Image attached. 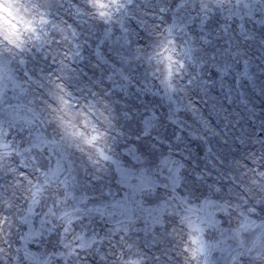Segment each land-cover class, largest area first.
<instances>
[{"label":"clouds","instance_id":"obj_1","mask_svg":"<svg viewBox=\"0 0 264 264\" xmlns=\"http://www.w3.org/2000/svg\"><path fill=\"white\" fill-rule=\"evenodd\" d=\"M100 2L106 7H95L93 0H0V53L3 54L0 60L6 65L4 74L0 76V126L4 131L13 130L15 135L12 138L17 142L23 141L24 146L35 134L52 142L47 151H34L31 154L41 171L58 168L55 183L44 194L37 217L47 215L48 210L59 203L57 213L67 211L76 217H83L82 228H89L96 222L88 212L90 209L106 207L115 215L125 203L137 204L135 194L139 190L137 181L142 171L147 170L158 178L163 171L158 163L163 153H156L153 159L151 154L140 150L139 142L144 132L134 137L126 130L125 125L131 121L132 115L124 110L126 105L112 97V92L124 91L126 94L123 85H131L137 91L161 101L169 112L173 103L178 102L179 107L184 109L180 116L194 119L196 114L191 112V105L204 91L201 87L204 83L202 69L208 63L205 49L213 40L221 37V32L225 36L228 34L227 29L232 28L228 21L233 17H238L246 25H264V4H252L246 8L243 2L231 0L224 7L216 8L215 0H204L209 4L208 13L217 12L214 18L220 27L215 30L214 36L205 32L197 39L188 26L194 20H201V0H187L186 7L179 12L174 7L177 0H171L170 5L169 0H160V3L157 0ZM163 6L169 7L165 14L158 11ZM101 12L106 14L104 18H101ZM74 13L83 20V25L73 18ZM225 13L227 15L221 25L218 17ZM45 16L51 17V20H46ZM255 16H259V19L254 20ZM69 20L82 32L86 28L87 36L89 33H99L107 38L109 36L103 33L110 31L117 41L122 40L121 46L127 53L118 57L123 62L122 66L117 67L108 59L101 65L103 70L99 77L93 73L95 79L93 75L85 78L75 72H57L56 66L45 60L44 53L37 52L35 47L41 46V38L47 35L46 26L51 24L54 27V22L63 21L71 27ZM109 23L110 28L100 27ZM178 25H184L187 30ZM200 29L204 31L201 24ZM13 44H21L25 51L21 52ZM169 52L175 57L171 69L165 63V54ZM12 53H17L14 59ZM22 59L27 61L25 65L19 62ZM9 66L17 72L27 70L32 73L31 79L26 81L28 87L25 95H19L10 87L11 81L6 71ZM129 66L133 72L139 70V85L125 71ZM41 68L51 75L41 78L37 71ZM169 72L172 80L168 91L174 93V100L162 87ZM114 81L117 83L114 84ZM119 81H123V85ZM166 100L171 102L166 104ZM25 117L31 124L28 127L23 124L17 126ZM13 124L16 127L13 128ZM257 137L253 152L260 160V154L264 153V137ZM133 140L135 143L131 142ZM134 149L140 150L139 154ZM258 172L261 171L254 172L251 167L238 168L234 162L224 158L214 178L204 179L200 183H185L178 193L168 191L166 181L161 179L162 187L148 200L153 203L169 202L168 222L161 233V243L153 250L134 237L125 239L121 236L120 241L101 254L100 260L103 264H133L134 257H142L145 264H240L238 255L247 251L254 235L243 236L245 246L241 247L234 239V223L241 214H255L264 219V180ZM32 178L34 182L43 179L35 172ZM119 193H123V198ZM202 201L210 206L205 227L212 222L215 229L206 233L209 242L207 258L204 254H194L191 233L183 223V217L191 206L199 205ZM113 205H120L121 208H114ZM77 208L81 210L79 213L75 211ZM216 213H223L220 220L227 225L226 228L219 227L214 219ZM56 223L59 224V221ZM258 227L260 233H264V224ZM60 229L57 227L55 233L61 242L63 232ZM22 232V227L19 231H13L9 237L10 248L4 246L6 251L0 258L8 257V264L28 262L23 245L17 247ZM51 243L55 247L57 241L53 239ZM18 248L20 251H17ZM260 250L258 248L252 254L251 264H264V260L255 259Z\"/></svg>","mask_w":264,"mask_h":264},{"label":"rangeland","instance_id":"obj_2","mask_svg":"<svg viewBox=\"0 0 264 264\" xmlns=\"http://www.w3.org/2000/svg\"><path fill=\"white\" fill-rule=\"evenodd\" d=\"M226 15L225 13L218 17L221 25L224 23ZM216 16L215 10L207 14L203 32L200 31L201 20L199 21V19L194 20L192 25L188 26L190 27L189 31L193 35H197V39L205 32H210L214 36L215 30L220 27L215 21L214 17ZM44 18L51 20V17L48 16ZM73 18L77 23L83 25V20L76 17L75 13ZM256 19H259V16H255L254 20ZM54 23V27L49 24L45 28L47 35L41 38V51L44 55L49 56V62H52V56H56L58 62L63 61L67 64L65 73L75 72L85 78L95 73L99 77L103 70L101 65L108 59L117 67L122 66L123 62L118 57L127 53L121 46L122 40L117 41L112 32L103 33L109 36L107 38L99 33L95 35L89 33L87 36L86 28L82 32L76 24H72L71 20H69V24H72L71 27L63 21ZM248 23L252 22L248 21ZM228 24L232 25V28L227 29L228 34L225 36L221 32V37L213 40L212 44L205 49L208 53V63L202 69L204 83L201 84V87L204 91L195 98L196 103L191 105V112L196 114L194 119L180 116L184 109L179 107L178 102L173 103L172 111L169 112L161 101L144 92L137 91L131 85H123V81H119V83L126 88V94L124 91L112 92V97L126 105L124 110L132 115L131 121L125 125L126 130L134 137L140 136L144 132V137L139 142L140 150L145 154H151L153 159H155L156 153H163L158 160L163 170L159 178L147 170L139 174L140 178L137 181L139 190L135 194L138 203H125L115 215L106 207L95 208L101 209L104 214L92 212L90 215L95 217L96 222L89 228H82L81 219H76V215H73L74 222L71 224V231L65 242L71 244L74 235L77 234L89 243L95 241L93 247L80 252L79 257L67 256L68 249L63 247L60 237L56 233L49 235L45 232L42 237L39 236V217L34 218L32 225L33 231L37 232L36 242L21 241L17 247L23 245L24 250H31L35 256L41 259L47 260L51 257L49 264H75L76 261L79 264H98V262L103 264L100 260L101 254L106 253L112 244L120 241L121 236H124L125 239L129 236L134 237L139 243L147 244L149 248L155 250L156 245L161 243L160 236L168 222L169 202L157 201L153 203L148 200L152 199L162 187L161 179L166 181L168 191L175 194L185 183H200L204 179L214 178L217 169L223 164L224 158L234 162L235 166L241 169L254 167L257 171H264V161H260L259 167H257V164H252L250 159L256 145V136H258L257 138L264 137V44L261 43L264 40V25H246L238 17H233L228 21ZM242 25L244 31L248 35L254 36L255 39H244L241 35ZM100 27L102 29L110 28L111 23L100 25ZM178 27L187 30L184 25H178ZM95 30L94 28L93 31ZM73 32L75 36L72 35ZM212 36H209V39H212ZM55 41H59V43ZM109 41L113 43H109ZM49 44L51 48L48 47ZM238 48L244 53L243 59L240 56H233ZM65 53H67V59H65ZM174 59L172 53L165 54V63L168 69L172 68ZM110 61L108 62L110 63ZM225 70L227 74H225ZM4 71L0 72V76L4 74ZM6 71L11 81L10 87L19 95H25L28 85L27 77L23 75V71L17 72L12 66H9ZM125 71L135 84H140L139 70L133 72L129 66L125 68ZM29 74L32 75L31 72ZM96 76L93 75V79ZM171 80L169 72L162 85L164 91H168ZM101 83H103L102 80ZM113 83L115 84L117 81ZM163 94L162 91L161 95ZM168 95L172 96L173 100L175 99L173 92L168 91ZM169 102L171 101H165L166 104ZM117 107L119 108V105ZM191 112H189V116H191ZM26 121H28L27 117L20 120L17 126L23 124L28 127ZM9 133V139H11L15 133L13 130H9ZM131 142L135 143V140ZM50 147L51 145L48 146V149ZM140 150L134 149L137 154ZM53 170L58 171V168L54 167ZM118 195L123 198V193ZM190 209L185 213L189 219L183 220V223L191 233L190 239H199L203 243L205 246L204 255L207 258L209 242L206 239V233L208 230H215L210 224L205 227L210 206L202 201L199 205H192ZM221 215L223 213H216L214 219L218 221L219 227L226 228L227 225L220 220ZM245 217H247L250 227L247 232L242 233V237L254 235L257 244H260L258 238L261 237V233L258 226L264 224V219L258 218L255 214H241L233 225V231L236 232L240 229L241 224L245 222ZM194 227H199L203 231H193ZM23 231H28V226H24ZM53 239L57 241L55 247L51 243ZM197 247V244H193V251ZM144 251L147 252L148 249L145 248ZM44 253L47 255H43ZM60 253L65 255L62 259H57ZM158 255L159 253H157ZM8 260L9 258L5 257L0 260V264H5V262L8 264ZM133 264H145V261L142 257H134Z\"/></svg>","mask_w":264,"mask_h":264},{"label":"snow or ice","instance_id":"obj_3","mask_svg":"<svg viewBox=\"0 0 264 264\" xmlns=\"http://www.w3.org/2000/svg\"><path fill=\"white\" fill-rule=\"evenodd\" d=\"M231 0H215L216 8H222L226 3H230ZM243 2L246 8L251 7L252 4L261 5L264 4V0H238ZM94 6L103 9L106 7L105 4L101 3L100 0H93ZM157 3H160V0H157ZM187 0H177L174 7L176 11L179 12L181 9L186 7ZM171 0H169V5ZM202 8V18L201 25L203 26L206 23L205 17L209 12V4L205 3L204 0H201ZM159 13L165 14L169 11V7L163 6L158 9ZM105 13L101 12V18L105 17ZM47 21H45L46 23ZM174 27V26H173ZM171 31V28L169 29ZM226 34V30H225ZM75 36V33H72ZM241 35L245 40L255 39L254 36L248 35L244 31V26H241ZM39 39V37L37 38ZM67 39V37H65ZM59 43V41H55ZM11 43V42H9ZM264 44V40L261 41ZM13 47L18 48L21 52L25 51L21 44H13ZM51 48V45H48ZM35 50L41 52V46H36ZM79 55V53H76ZM3 54L0 53V56ZM17 53H12L13 59ZM65 59H67V53L64 54ZM233 56L243 57L244 53L238 48ZM45 60H49L48 55H43ZM171 59V57H168ZM51 63L56 66V71L59 73H64L68 65L63 61H57L56 56L51 57ZM22 65L27 63L26 60L19 61ZM247 63V61H245ZM6 65L3 60H0V72L5 69ZM39 75L41 78L51 75V73H45L44 70L38 69ZM27 80L31 79V75L27 70L23 73ZM62 99V98H61ZM15 119V118H14ZM28 125L31 124V121H26ZM12 127H16L15 124ZM23 131V129H21ZM9 131H4L2 126H0V257H3L4 252L6 251L5 245L11 246V241L9 237L12 235L13 230L19 231L20 228L28 226V231H23L19 236V242H36L37 232L33 231L32 225L33 220L37 217L38 209L44 198V194L47 192L48 188L55 183L56 177L58 175L57 170L46 169L41 171L39 165L35 162V157L31 155L34 151H45L48 150V146L52 143L46 137L42 135H32L29 139L27 146H24L23 141L17 142L15 138L9 139ZM95 139V137H93ZM252 164H258L261 160H264V153L260 154V160H257L256 153H252L250 156ZM11 161V163H8ZM255 172L256 168H252ZM33 172L38 173L43 177V179H37L35 182L32 178ZM258 175L262 180H264V171L258 172ZM59 207V203L54 208L48 210L47 215L40 216V230L39 236H43L45 232L49 235L55 233L57 227H60L63 232V237L61 243L65 249H68V257H79L80 252L85 251L93 247L92 243L86 241L79 234L74 235L72 243L69 244L66 241L67 236L71 231V224L73 221V214L67 211L57 213L56 208ZM114 208H121L120 205H113ZM189 209L188 211H190ZM79 213L81 210L77 208L75 210ZM96 212L97 214L103 215L104 212L101 209H90L89 213ZM252 211V210H249ZM83 217H76V219H82ZM189 217L185 216L183 220H188ZM59 221V224L56 222ZM210 226H214L212 222H209ZM250 225L247 223V217H245V222H243L234 233V239H236L241 247L245 246V241L242 239V233L247 232ZM193 231L202 232L203 230L199 227H194ZM260 244H257L256 239H254L250 246L247 247L246 252H241L238 255V260L240 264H251L252 254L259 248L261 249L259 255L256 256L257 261L264 260V233H261ZM193 244H197L198 247L195 249V253L204 254L205 246L199 239L192 240ZM17 251H20L18 248ZM98 251V250H97ZM64 253H60L57 259H62ZM25 259L28 260L29 264H49V257L47 260L41 259L40 257L35 256L31 250H24ZM103 259V257H101ZM0 260H3L0 258ZM7 264V262H5Z\"/></svg>","mask_w":264,"mask_h":264}]
</instances>
